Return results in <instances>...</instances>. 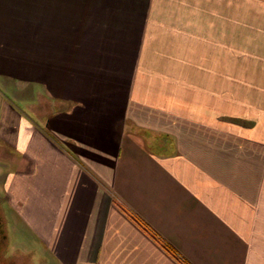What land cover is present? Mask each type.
<instances>
[{
  "label": "crops",
  "instance_id": "0c3cea01",
  "mask_svg": "<svg viewBox=\"0 0 264 264\" xmlns=\"http://www.w3.org/2000/svg\"><path fill=\"white\" fill-rule=\"evenodd\" d=\"M0 167L41 264H264V0H0Z\"/></svg>",
  "mask_w": 264,
  "mask_h": 264
},
{
  "label": "rangeland",
  "instance_id": "374dc122",
  "mask_svg": "<svg viewBox=\"0 0 264 264\" xmlns=\"http://www.w3.org/2000/svg\"><path fill=\"white\" fill-rule=\"evenodd\" d=\"M16 106L19 107L21 110L28 111V104L25 101H16ZM4 162L5 167H3L4 174L7 172V170H11L8 163ZM1 168V167H0ZM1 170V169H0ZM3 173V172H2ZM1 174V173H0ZM8 174V173H6ZM3 175V174H2ZM1 175V176H2ZM5 186L0 184V196L3 198ZM5 203L4 201V211L8 215V218L12 222V226L8 227V241H7V247L9 249L16 248L20 249L23 253L27 252L28 249H37V253L39 254L40 251L43 250V248L38 244L35 243V240H33L32 236L28 233V231L24 228L21 221L19 220L18 216L12 211L10 205ZM26 254V253H25ZM16 262L18 264L25 263L28 259L25 255L17 254L16 255ZM40 264V263H38Z\"/></svg>",
  "mask_w": 264,
  "mask_h": 264
},
{
  "label": "flooded vegetation",
  "instance_id": "af4514ba",
  "mask_svg": "<svg viewBox=\"0 0 264 264\" xmlns=\"http://www.w3.org/2000/svg\"><path fill=\"white\" fill-rule=\"evenodd\" d=\"M4 199L0 196V264H18L16 261V255L22 254L27 257V261L23 264H38L40 262L39 256L34 258V253L36 252V249H28L30 252L26 253L20 249L12 248L9 249L7 247V241H8V227L12 226V222L8 218V215L4 211ZM35 251V252H34ZM26 253V254H25ZM38 255V254H37ZM36 255V256H37ZM21 264V263H20Z\"/></svg>",
  "mask_w": 264,
  "mask_h": 264
}]
</instances>
